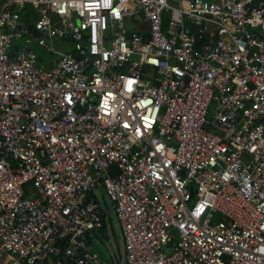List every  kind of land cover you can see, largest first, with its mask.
<instances>
[{"label":"built area","instance_id":"1","mask_svg":"<svg viewBox=\"0 0 264 264\" xmlns=\"http://www.w3.org/2000/svg\"><path fill=\"white\" fill-rule=\"evenodd\" d=\"M97 187L115 264H264V0H0V264H102Z\"/></svg>","mask_w":264,"mask_h":264},{"label":"rangeland","instance_id":"2","mask_svg":"<svg viewBox=\"0 0 264 264\" xmlns=\"http://www.w3.org/2000/svg\"><path fill=\"white\" fill-rule=\"evenodd\" d=\"M19 45L20 43L15 42ZM34 50L38 52V49L34 47ZM213 106L209 109L207 118L209 120L213 117ZM94 195L99 200L103 210L107 213L108 219L106 220L105 229L95 232L91 237L88 250L95 254L98 261L102 264H115L124 260V244L122 231L119 221L114 213L113 205L109 198L106 196L102 187H97L93 190ZM217 220H213V223ZM5 259L4 257L2 258ZM15 262L8 261V264H14Z\"/></svg>","mask_w":264,"mask_h":264},{"label":"crops","instance_id":"3","mask_svg":"<svg viewBox=\"0 0 264 264\" xmlns=\"http://www.w3.org/2000/svg\"><path fill=\"white\" fill-rule=\"evenodd\" d=\"M27 16L30 17L29 19H34V18H37L38 17V13L36 11H34V9H32L31 7H28L27 6L26 7V13L23 14V17L26 19ZM29 19H27V20H29Z\"/></svg>","mask_w":264,"mask_h":264},{"label":"trees","instance_id":"4","mask_svg":"<svg viewBox=\"0 0 264 264\" xmlns=\"http://www.w3.org/2000/svg\"><path fill=\"white\" fill-rule=\"evenodd\" d=\"M30 17H26V19H29ZM105 229V224H104V226L100 229V231H102V230H104Z\"/></svg>","mask_w":264,"mask_h":264}]
</instances>
